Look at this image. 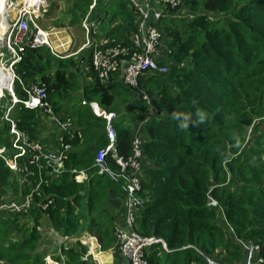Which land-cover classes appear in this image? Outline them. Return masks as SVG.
Here are the masks:
<instances>
[{
    "label": "trees",
    "instance_id": "trees-1",
    "mask_svg": "<svg viewBox=\"0 0 264 264\" xmlns=\"http://www.w3.org/2000/svg\"><path fill=\"white\" fill-rule=\"evenodd\" d=\"M148 2L156 12L166 14L156 19L150 12V21L162 35L161 57H165L159 66L166 67L167 72L146 71L135 89L122 80L121 72L115 75V82L105 84L93 70L90 58L87 76L93 83L81 87L77 81L80 61L54 58L47 48H29L13 66L14 93L23 101L27 98L24 87L45 84L57 118L72 125L75 123L60 114L59 101L81 90L86 100L83 106L94 101L102 110L118 114L120 120L114 122L116 150L124 159L132 154L137 129L131 128L133 117L125 119L122 102L135 94L142 97L140 101L150 115L143 119L139 135L146 165L140 193L143 206L136 216V229L143 236L162 238L169 249L166 252L158 245L148 250V264H207L198 250L212 257L223 249L220 246L228 245L235 262L243 260L247 244L260 246L259 254L264 258V0H179L175 8ZM75 4V10L82 11L81 20L73 12L71 22L78 23L88 15V23L107 28L106 35L99 32L93 37L108 40L103 49L126 47L129 55L120 56L122 63L138 51L133 43L138 14L131 0H75ZM144 94L151 106L143 99ZM2 102L10 105L11 95L6 92ZM1 110L0 147L6 148L9 159L19 150L13 147L11 123L1 118L7 108L2 105ZM197 110L207 114L202 124L196 123ZM44 112L18 103L10 117L30 141L40 142L49 150L38 139ZM173 113L188 115L189 126L179 128ZM92 117L104 122V141L81 152L71 150L61 175L49 168L42 171L40 194H34L26 213L0 212V264H47L54 239L48 237L53 235L51 229L69 238L96 233L103 250L121 253L113 236L112 211L117 200L118 205H124L125 196L121 183L98 175L94 168L96 155L108 140L106 120L94 114ZM124 119L130 123L127 127L121 126ZM62 133L66 144L74 139L68 132ZM79 141L75 138L71 143L77 146ZM26 159L19 158V164L28 167V174L13 171L0 157V197L22 201L39 182L36 166L26 165ZM107 162L117 168L111 159ZM82 171L88 176L79 183L76 176ZM25 177L30 184L22 183ZM209 197L222 208H209ZM48 201L52 203L44 210L40 204ZM221 221L228 225L221 226ZM43 226L46 236L39 230ZM226 227L231 228L234 242L225 239ZM188 245L193 248H186ZM88 252L86 245L77 242L59 248L53 259L61 264H88Z\"/></svg>",
    "mask_w": 264,
    "mask_h": 264
},
{
    "label": "built area",
    "instance_id": "built-area-1",
    "mask_svg": "<svg viewBox=\"0 0 264 264\" xmlns=\"http://www.w3.org/2000/svg\"><path fill=\"white\" fill-rule=\"evenodd\" d=\"M147 2L149 0H146ZM153 4L160 5L162 7L175 8L179 5V0H151ZM133 6L138 14V30L133 35V43L138 51L130 54L129 60L122 63L120 60L121 55H129V51L126 47H108L103 49L102 45H90L92 48V67L97 72L100 80L105 84L114 82L113 78L116 74L122 73V77L125 83L132 87L138 88L139 77L146 71H159L161 73L167 72L166 67L159 66L158 59L162 55L161 48L162 35L150 21V12L154 13V16L159 18L166 14L161 11L156 12V7L152 3H145L139 0H131ZM43 0H26L25 3H21V8L17 11V19L13 25H9L6 32L8 38L5 39V45L7 47V56L11 58V64L17 63L22 59L27 49H39L51 47L50 41L48 42L49 34L44 32L40 26L39 20L47 13ZM8 17V14H7ZM30 23L33 24V28L30 27ZM84 29L90 32V24L85 21ZM5 32V33H6ZM132 39V38H131ZM107 43V42H105ZM63 46H67V43H63ZM86 46H89L88 44ZM122 46V45H121ZM156 56V61L154 60ZM121 66H123L121 70ZM14 72V71H13ZM16 78L13 73L10 78V86ZM12 92V88L9 89ZM27 98L23 101L17 99L13 95V103L8 108L6 114V120L11 123V135H14L13 147L19 150L12 158L7 159L6 154L8 151L4 147H0V157L6 160V164L10 169L18 173L28 174L29 169L26 166L19 164V158H27L26 165L36 166L40 180L33 187L31 193L22 201L9 200L0 198V212L11 213H26L32 205V198L34 194L39 195V189L43 183L42 171L47 168L51 169L52 173L61 175L64 172V164L68 158V151L71 148L70 144H65L58 150H46L45 146L36 141H30L28 136L17 129L15 122L10 118V111L13 105L17 102L22 103L25 108L28 109H43L47 114L52 116L55 123L61 127L63 132H68L73 137L71 125L69 123L61 122L54 116L53 108L48 101L47 88L44 84H32L26 90ZM144 100L148 101L150 98L146 94L143 96ZM92 109L98 117H102L106 120V133L108 143L105 147L101 148L94 163V168L97 170V174L103 177H108L114 183L121 185L125 196V219L122 227L116 226L115 234L117 244L121 254L125 258L126 264H148L146 259V253L153 247L161 245L162 249L169 252L166 242L162 238L143 236L136 229V216L143 206V200L140 197L143 183L144 164L142 153V138L139 136L143 132V122L137 127V133L132 144V154L128 159L122 158L117 152V131L115 127V120L117 115L115 113H108L97 105H91ZM151 106V105H150ZM107 159H111L116 169H113L107 162ZM87 179L86 172L82 171L76 176V181L82 183ZM23 184H30L27 177L21 180ZM121 183V184H120ZM48 201L40 206L45 210L51 204ZM219 203L213 197H209L208 206L215 207ZM53 235H49L50 238H58L60 244H64V241L69 237H63L58 233H55L51 229ZM186 248H193L188 245ZM197 250V249H196ZM260 246L247 244L245 246V258L242 264H264V258L260 256ZM198 253L202 256L207 264H219L211 256H208L198 250ZM258 255L260 257H258Z\"/></svg>",
    "mask_w": 264,
    "mask_h": 264
},
{
    "label": "crops",
    "instance_id": "crops-1",
    "mask_svg": "<svg viewBox=\"0 0 264 264\" xmlns=\"http://www.w3.org/2000/svg\"><path fill=\"white\" fill-rule=\"evenodd\" d=\"M119 0H116V2H118ZM68 3L70 4V9L67 12V14L63 15H59L60 16V20H62L63 22H71V18L73 15V9L76 7L75 4V0H68ZM148 2L145 1V4ZM93 8V7H91ZM6 13V12H5ZM5 15V14H4ZM50 15V14H49ZM88 19V15L83 18V20L87 21ZM59 20V17H58ZM6 26V27H5ZM93 26H95L94 29V33L92 34L91 37V42L93 43V45L97 44V45H106V41H108L105 38L99 39V38H93L95 36H99V32H102L103 35L107 34V28H105L104 30H102V26L98 25V24H93ZM7 24L5 22V16H4V20H3V25L0 26V31L1 32H5L7 29ZM82 27L80 28V30L82 31ZM68 35V34H67ZM73 36H75L74 34H72ZM84 39H85V35L83 34ZM0 39H1V35H0ZM70 40V39H69ZM72 42V41H69ZM69 42H66L67 45ZM87 43V41H84L82 44H80V47H73V51H75V53L77 52L78 49H82L80 50L77 54H72L67 58H64V60L66 59H74L75 61H80V63H82V66L80 68L79 72H82L83 74V78L79 77V74L77 75V78L81 80L82 86L85 85H89L93 83V79L91 77H88L87 74L89 73V71L91 70L89 67V60L91 58V52H92V48H90V46H85V44ZM165 56L161 57L159 60V62L161 63V60L164 58ZM72 71L75 72V69L71 68ZM49 71H53L52 69H49ZM122 80L123 77L121 76ZM114 80L116 79L115 77L113 78ZM115 82V81H114ZM45 85V84H44ZM24 90L26 91L27 88L24 87ZM133 94V93H131ZM135 94V93H134ZM1 95V94H0ZM78 98L80 99V103L76 104L75 103V99ZM121 97L117 98L120 100ZM140 99H142V97L140 95H136L133 97L128 98L127 100L122 102V109H124V111L122 112L124 114L125 119H131V124L128 123V121L126 122V120L124 119V123L122 122L121 126H125L127 127L128 124H130L132 127V129H137V127L140 125L141 122H143V119H146L149 117L150 115V111L148 110V108H145V106L143 105V103L140 101ZM86 100L84 98H82L81 96V90L76 91L73 95L68 96L66 98L63 97V100L61 99L59 101V105H61V111L60 114H63L64 117L68 118L70 122H73L75 124H72L70 129H73V137L72 138H78L80 141L78 143L77 146H74L71 141H73L74 139H70L68 141L67 144L71 145V148L68 151V157H69V153L70 151H79L81 152L83 150L84 147L86 148H95V146L98 145L99 142L104 141V122L101 120H97L95 118L92 117V114H94L96 117L97 114L95 113V110L92 109V104L93 105H97L100 106L98 102H88V106H83L86 105ZM101 107V106H100ZM53 108V107H52ZM102 108V107H101ZM45 113V112H44ZM40 113L41 115V121L39 122V133H38V139L44 141L47 146L49 147V150H58L61 149L63 145H65L66 143L62 141V138L64 136L62 131L60 130V128L57 126V124L55 123V121L52 119V116H50L49 114L45 113V114ZM54 113V110H53ZM45 115H49V117L45 116ZM117 115V121H119L120 119L118 118V114ZM55 117H58L55 113H54ZM59 118V117H58ZM98 118H102V117H98ZM60 119V118H59ZM104 119V118H102ZM105 120V119H104ZM90 121H93V124H90ZM82 127H87L86 129L82 128ZM68 159V158H67ZM88 176V175H87ZM119 200L116 201L114 212L112 211L113 216V229L116 228V226L118 227H122L124 225V219H125V200H124V205H118ZM116 211V212H115ZM46 226H43V228ZM114 233V237L116 238V234L115 231ZM96 234V233H95ZM90 242H89V241ZM77 242H81L82 244L86 245L88 247V254L87 257H85V260L88 261V264H126L125 258L123 257V255L121 253H116L114 249H108V250H103L102 249V244L101 241L99 239V237H96L94 235H87L86 233L78 236V237H74V238H69L67 240L64 241V244H60L59 243V239H53V246L49 248L48 253H47V263L49 264H60L58 262H56L53 259V256H57V252H59V248H61L62 246L68 247L71 246ZM89 256H91L89 258Z\"/></svg>",
    "mask_w": 264,
    "mask_h": 264
},
{
    "label": "rangeland",
    "instance_id": "rangeland-1",
    "mask_svg": "<svg viewBox=\"0 0 264 264\" xmlns=\"http://www.w3.org/2000/svg\"><path fill=\"white\" fill-rule=\"evenodd\" d=\"M25 1L26 0H6V3H5L6 7L5 8H7V11H8V18L6 19L7 27L9 25H13V23L16 21L17 11L22 7L21 3L23 5V3H25ZM45 1L47 2V4H45L44 7L47 10V13L44 14V16L39 20V22H40V26L43 28L42 30L49 34L48 42L50 41V45L52 48L47 47V49L49 50V53L51 56H53L54 58L64 59V58H67L70 55L74 54L75 51H73V47H80V44H82L84 41H87L85 46L87 44L89 46L91 44H93L91 42V37H92V34L94 33L95 26H93L92 24L90 25L89 28H90V30L92 29L90 32L89 31L87 32L84 28L81 31L80 28L84 27L83 24L85 23L86 20L82 19V21H79L78 23H75L76 21L75 22L72 21V22L67 23V22H63L62 20H60L59 15L61 14L64 16L65 14H67V12L70 9V6H69L70 4L68 3V0H45ZM68 7H69V9H68ZM76 8L73 9V12H75L76 15L78 14L77 15V16H79L78 20H81L82 11L80 12L79 10H75ZM58 17H59V20H58ZM30 27L33 28L32 23H30ZM72 34H74L75 36H73ZM83 34L85 35V39H84ZM0 35H2V34H0ZM6 38H8L7 32L6 33L4 32L1 39H0V65L5 69V71L0 74V94H1L0 95V105L1 106L3 105L5 107L8 106L9 104H8V102L3 103L2 101L4 100V95L6 92L11 94L9 89L12 86L9 85L8 81H4L1 78L5 79V77H8V76H9V78H11L13 73H14L13 70H11L9 67L11 60H10V56H9V58H7L8 53H7V47L5 45V39ZM65 41L66 42L72 41V42H69L67 46H63L62 44ZM39 49H42V47ZM1 50H3V52ZM80 50H82V49H78L75 54H77ZM44 53H45V55H47L46 52H44ZM79 77L80 78L84 77L82 72H79ZM77 81H79V83H81V80L78 78H77ZM89 85H91V84L89 83ZM12 99H14V98L12 97ZM75 103L79 104L80 99L76 98ZM2 113H3V111L0 109V115ZM1 118L3 120L7 121L5 115H3ZM228 182L231 183V181H228ZM2 198L9 199L8 196H2ZM100 206H101V204H100ZM209 208L219 210L222 208V206L218 204L215 207L209 206ZM95 215H97V214H95ZM106 218H108V217L106 216ZM106 218H104V219H106ZM224 225H228V224L224 221H221V226H224ZM224 229L226 231L225 239L227 241H232L233 237L230 236L231 228L226 227ZM39 230L42 231L43 235H45V236L47 235L46 234L47 233L46 228L41 227V228H39ZM55 233H57V232H55ZM86 234L87 235L91 234V235H94L96 237H99L95 233L86 232ZM113 236H114V233H113ZM48 237H50V236H48ZM56 239H58V238H56ZM232 242H234V241H232ZM250 242H252V241H250ZM252 243H254V242H252ZM116 244H117V242H116ZM220 247H222L223 249H219L215 255H212V258L216 262H219L222 264H242L243 263L245 255H244L243 260L240 258L237 261L233 262L234 261V257H232L233 252H232V249H230L229 245L228 246H220ZM1 263L7 264L5 261L4 262L1 261ZM47 264H49V263H47Z\"/></svg>",
    "mask_w": 264,
    "mask_h": 264
},
{
    "label": "clouds",
    "instance_id": "clouds-1",
    "mask_svg": "<svg viewBox=\"0 0 264 264\" xmlns=\"http://www.w3.org/2000/svg\"><path fill=\"white\" fill-rule=\"evenodd\" d=\"M44 1V3H47L45 0H43ZM5 22H6V19L8 18L7 17V14H8V11H7V8H5ZM87 22V21H86ZM88 23V22H87ZM90 25L92 24H95V23H93V22H90L89 23ZM83 28V27H82ZM92 30V29H91ZM107 42V41H106ZM107 44V43H106ZM2 52H3V50H1ZM7 58H9V56H7ZM10 60H11V58H10ZM18 63V62H17ZM16 63H13V64H9L10 66V68H11V70H13L14 71V65H15ZM15 73V72H14ZM16 75V74H15ZM16 79V78H15ZM124 79V78H123ZM15 81V80H14ZM124 82H125V80H124ZM9 85H10V82H9ZM13 85H14V82L12 83V92H13V94L11 93L10 95H11V97H13V95L16 97V95H15V93H14V90H13ZM11 92V91H10ZM17 99H19L18 97H16ZM144 99V98H143ZM150 102H151V100H150ZM12 103H13V99H12ZM12 103L10 104V105H8V106H6V108H7V111H6V113H5V116H6V114H7V112H8V108L12 105ZM19 103V102H18ZM17 102L13 105V107H12V109H11V111L13 110V108L15 107V105H17L18 104ZM99 108H100V106H98ZM0 109H1V105H0ZM11 111H10V114H11ZM9 114V115H10ZM195 116H196V123L197 124H202V123H204L205 122V120H206V118H207V114H206V112H204L203 110H197V112L195 113ZM11 118V117H10ZM172 119H174V120H177V121H179V124H178V126H179V128H181V129H185V128H187L188 126H189V116L188 115H186V114H177V113H173L172 114ZM250 130H249V132L251 133V131H252V129H253V127H250L249 128ZM247 142H248V140H247ZM57 262V261H56Z\"/></svg>",
    "mask_w": 264,
    "mask_h": 264
},
{
    "label": "bare ground",
    "instance_id": "bare-ground-1",
    "mask_svg": "<svg viewBox=\"0 0 264 264\" xmlns=\"http://www.w3.org/2000/svg\"><path fill=\"white\" fill-rule=\"evenodd\" d=\"M5 3H6V0H0V26H2L3 25V20H4V14H5ZM6 27V26H5ZM6 32V31H5ZM3 33L4 32H1L0 31V34H2L3 35ZM2 35H1V37H2ZM11 69V68H10ZM5 71V69L0 65V74L2 73V72H4ZM9 73V72H8ZM2 80H4V81H8V82H10V78H9V76L8 77H5V79H3V78H1ZM89 241V240H88ZM90 242V241H89Z\"/></svg>",
    "mask_w": 264,
    "mask_h": 264
}]
</instances>
